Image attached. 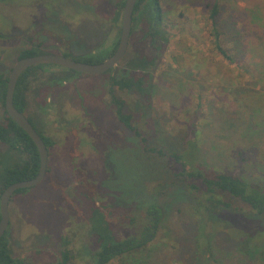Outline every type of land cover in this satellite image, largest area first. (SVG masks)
Wrapping results in <instances>:
<instances>
[{"label": "rangeland", "instance_id": "obj_1", "mask_svg": "<svg viewBox=\"0 0 264 264\" xmlns=\"http://www.w3.org/2000/svg\"><path fill=\"white\" fill-rule=\"evenodd\" d=\"M125 1L103 0V8H88L92 20L82 22L62 8L60 20L70 25L55 28L43 24L44 8L0 0V73L9 76L20 51L38 42L44 52L104 53L120 36L123 8L118 5ZM25 2L29 6L30 0ZM160 3L162 35L149 36L147 11L137 13L128 50L114 73L43 64L30 78L25 113L53 144L46 178L10 201L6 237L22 264H58L66 248L68 264H94L88 255L96 249L92 206L111 216L122 237L131 234L130 217L138 215L134 207L145 197L164 208L161 229L146 251L109 264H193L198 231L186 214L185 183L175 175L182 163L193 170L240 174L264 188V0ZM215 4L221 10L217 22L211 17ZM60 9L51 12L58 16ZM35 18L41 19L30 27ZM217 41L235 61L219 51ZM138 57L154 60L146 74L131 64ZM140 74L150 77L146 92L111 83V77ZM113 97L124 102L141 136L118 119ZM171 151L183 157L182 163ZM222 242L220 236L214 250L220 251Z\"/></svg>", "mask_w": 264, "mask_h": 264}, {"label": "trees", "instance_id": "obj_2", "mask_svg": "<svg viewBox=\"0 0 264 264\" xmlns=\"http://www.w3.org/2000/svg\"><path fill=\"white\" fill-rule=\"evenodd\" d=\"M42 1L44 2V0ZM143 1H137L133 21L137 19V13L147 11L146 15H149L150 23L152 22L148 35L153 38L162 35L159 25L164 20V14L160 0H148L145 4L146 8H139ZM220 12V8L215 4L211 12L214 22H217ZM117 18L118 16L115 20ZM217 32L221 33L220 30ZM0 37L3 36L0 34ZM118 42L117 38L113 48L104 51V53L101 51L83 56L65 55L76 60L97 63L105 60L117 48ZM41 45L38 43L25 48L20 51L17 59L45 53L40 49ZM216 46L229 59V62L235 61L236 58L228 54V51L219 42ZM136 59L137 61H133L131 64L145 74L154 65V60L144 57ZM42 66L43 64L31 66L17 82L14 103L24 113L28 104L27 92L30 78L35 76V70L43 68ZM8 79L9 76L0 73V102L5 111V121L0 123V146H6L4 151H0V198L4 189L10 184L34 178L39 172L41 162L35 142L6 111L5 98ZM150 82V77L143 74L136 77L112 78L111 81L113 85H117L121 89L139 92L150 90ZM112 101L117 107L118 119L128 129L141 136L138 128L132 123V115L124 112V102L114 97ZM26 116L43 135L33 118ZM45 138L47 145L53 144L47 137ZM157 152L161 156H166V152L163 150ZM169 155L176 162L182 163L183 157L179 154L171 151ZM175 175L185 183V197L188 201L185 206L186 214L194 223L196 232L198 231L195 234L193 245L195 247L194 257L192 256L193 264H251L257 261L260 262L256 264H264V188L248 181L240 174L219 171L214 168L193 170L185 163H182L181 170L176 171ZM25 189H18L13 196ZM240 203L245 207L240 206ZM134 208L138 215L131 216L129 220L133 225V230L131 234H124L120 237L121 234H116L112 222L108 219L111 216L106 217V214L102 213L97 205L92 206L91 226L96 249L90 250L88 255L94 264H109L124 254L131 256L143 253L155 239L164 222V208L149 197L143 198ZM121 219L119 217L118 220ZM134 228H136L135 231ZM220 236L224 239V244L223 242L218 244L217 247L220 251L217 252L214 250V243H217ZM144 257L145 254L141 256V258ZM62 258V262L58 264H68L71 259L70 249L66 248L62 251ZM0 264H22L20 259L13 256L6 232L0 240Z\"/></svg>", "mask_w": 264, "mask_h": 264}, {"label": "water", "instance_id": "obj_3", "mask_svg": "<svg viewBox=\"0 0 264 264\" xmlns=\"http://www.w3.org/2000/svg\"><path fill=\"white\" fill-rule=\"evenodd\" d=\"M137 1L138 0L125 1L120 40L115 52L106 60L99 63H89L67 57L64 54L46 52L19 58L13 65L7 84L5 108L9 116L12 117L35 142L40 153L41 162L39 172L34 178L14 182L2 192L0 198V240L4 236L10 224L9 205L13 194L18 189L29 188L40 184L45 178L48 169L49 152L43 137L28 119L26 114L20 111L14 103V94L19 78L28 68L40 64H56L71 70L89 74L104 73L111 68H115L117 63L126 54L129 46V40L132 32L133 13Z\"/></svg>", "mask_w": 264, "mask_h": 264}, {"label": "flooded vegetation", "instance_id": "obj_4", "mask_svg": "<svg viewBox=\"0 0 264 264\" xmlns=\"http://www.w3.org/2000/svg\"><path fill=\"white\" fill-rule=\"evenodd\" d=\"M98 2H95V1H93V2H90V1H88V0H44V2L42 1V0H30V2L28 3L29 4V6H26V2H25V0H20V6H19V8H44L45 9V11H44V13H45V15H48V19H45L44 21V25H51V26H54L55 27V25L54 24H59V23H61V22H64V24H67L68 23V25H70L69 23L70 22H66L65 20H60V19H62V17H63V14H64V12H65V9H62V8H67V13H69L70 15L69 16H72L73 17V19H74V21H76V22H82L83 20H82V18H84V17H89L91 20H92V18L91 17H94L93 16V12H91L90 10H88V8H103V5H101V4H103V0H97ZM49 3V4H48ZM99 3H101V4H99ZM125 4V3H124ZM124 4L122 5V3L120 2V4L118 5V7L121 9V8H124ZM98 5H100V6H98ZM54 8H61L59 11H57L58 13V16H55V15H53L52 14V12H51V9H54ZM135 8H136V5H135ZM139 8H146V6H145V4H142ZM135 10V9H134ZM135 12V11H134ZM50 15V16H49ZM51 16H53L52 18H50ZM118 15H116L115 16V18L117 17ZM122 17H123V15H122ZM134 17H135V13H133V19H134ZM39 19H41V18H35V20L33 19V21H31L30 23H28L29 25H30V27H31V25L33 26V23H35V22H37ZM85 19V18H84ZM80 20V21H79ZM115 21H118V18H117V20H115ZM134 22V21H133ZM29 27V28H30ZM41 27V26H40ZM66 27H67V25H66ZM132 27H133V23H132ZM56 28V27H55ZM69 28V27H68ZM38 29V28H37ZM36 34H39L38 32L37 33H35V35ZM131 34H132V32H131ZM120 35H121V33H120ZM131 37V36H130ZM116 40H117V38H116ZM115 40V41H116ZM120 40V36H118V41ZM115 41H114V43H115ZM130 41V40H129ZM39 43V42H38ZM38 43H33L32 45H36V44H38ZM119 43V42H118ZM31 45V46H32ZM114 45V44H113ZM129 47V46H128ZM113 48V46H111V47H108V48H104V51H106V50H111ZM116 50V49H115ZM115 50L112 52V53H110L109 54V56L108 57H110L114 52H115ZM128 50V49H127ZM102 50H99L98 49V51L96 50V51H93V52H90V53H88V54H91V53H97V52H101ZM61 52H63V51H60V53H58V54H61ZM46 53V52H45ZM51 53H53V52H51ZM70 54V53H67V52H63V54ZM64 54V55H65ZM85 55H87V54H85ZM66 56V55H65ZM74 56V55H73ZM83 56V55H82ZM125 56V55H124ZM68 57V56H67ZM107 57V58H108ZM72 58V57H71ZM106 58V59H107ZM74 59V58H73ZM105 59V60H106ZM104 61V60H103ZM102 62V61H101ZM120 62V61H119ZM118 62V63H119ZM97 63H99V62H97ZM118 63H117V65H118ZM73 71H75V70H73ZM114 71V68H111V69H109L108 71H106V72H104V73H114L113 72ZM129 77H132V76H129ZM112 78H114V77H111V81H112ZM127 78V77H126ZM127 90V89H126ZM33 121H34V123L36 124V122H35V120L33 119ZM33 124V123H32ZM35 127V126H34ZM36 128V127H35ZM37 129V128H36ZM40 133V132H39ZM41 136L43 137V139H44V141H45V143H46V138H45V136H43L42 134H41ZM46 145H47V143H46ZM47 148H48V152H49V156H50V151L52 150V145H50V144H48L47 145ZM49 160V159H48ZM48 169H47V173H46V175H45V178H46V176H47V174H48ZM44 178V179H45ZM43 179V180H44ZM39 185V184H38ZM38 185H36V186H38ZM23 193V192H22ZM19 194H21V193H19ZM13 197V196H12Z\"/></svg>", "mask_w": 264, "mask_h": 264}]
</instances>
